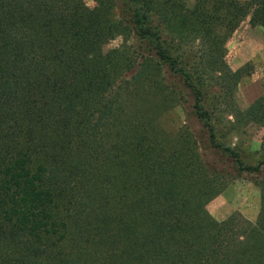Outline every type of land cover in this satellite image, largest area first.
<instances>
[{"label":"trees","instance_id":"trees-1","mask_svg":"<svg viewBox=\"0 0 264 264\" xmlns=\"http://www.w3.org/2000/svg\"><path fill=\"white\" fill-rule=\"evenodd\" d=\"M91 1L0 0V264H264V153L224 142H264V93L238 109L224 60L264 0ZM174 107L199 126H161ZM244 176L254 221L212 218Z\"/></svg>","mask_w":264,"mask_h":264},{"label":"rangeland","instance_id":"rangeland-1","mask_svg":"<svg viewBox=\"0 0 264 264\" xmlns=\"http://www.w3.org/2000/svg\"><path fill=\"white\" fill-rule=\"evenodd\" d=\"M244 1V0H239ZM85 7L93 8L91 0H83ZM117 9H113L115 18ZM128 43L131 40L127 41ZM122 43L119 35L107 36L102 45L104 54L115 51ZM224 60L230 70L243 68L246 73L237 83L234 100L238 109L243 110L256 97L264 93V35L259 26H250L244 19L231 34L225 44ZM199 126L193 118L187 117L184 109L174 107L160 119V125L168 129L178 126ZM227 145L235 146L248 155L246 165H253L264 153L263 129L248 125L230 131L224 139ZM248 176L231 181L223 191L210 200L206 210L212 218L221 221L232 213H238L249 222H253L259 205L258 189L249 182Z\"/></svg>","mask_w":264,"mask_h":264}]
</instances>
